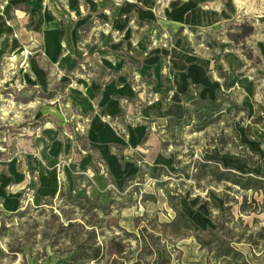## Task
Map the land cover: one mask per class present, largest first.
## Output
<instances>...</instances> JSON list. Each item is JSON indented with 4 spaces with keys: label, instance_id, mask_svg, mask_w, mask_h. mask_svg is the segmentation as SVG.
<instances>
[{
    "label": "crops",
    "instance_id": "0c3cea01",
    "mask_svg": "<svg viewBox=\"0 0 264 264\" xmlns=\"http://www.w3.org/2000/svg\"><path fill=\"white\" fill-rule=\"evenodd\" d=\"M238 1L0 0V72L14 75L24 71L25 84L37 81L41 86L46 81L45 65L61 69L64 76L71 73L77 88L70 100L80 112L73 118V125H79L80 135L85 133L91 151L99 160L82 151L83 155L74 153L69 163L87 171L100 189L110 188L108 177L116 186L132 183L128 181L133 177L152 182V175H158L161 169L171 173L176 164V157L163 147L165 134L174 128H168L171 119L188 126L190 104H201L203 112L218 109L225 90L243 89L251 95L252 70L247 71L237 54L224 55L218 63L201 53V44L198 45L203 31L234 23L239 13ZM87 24H93V30H103L104 34L97 35L107 40V52L113 59L129 58L141 66L132 69L122 65L107 69L106 73L98 68L82 71L81 63L85 61L75 57L74 43L78 44L77 34ZM27 91L30 90L24 92ZM212 102L219 107L211 108ZM52 114L59 129L65 131L63 122L69 115ZM46 133L48 136L41 140L38 154L50 171L39 166L40 184L34 199H53L59 194L54 167L59 157L73 153L70 140L52 130ZM241 140L248 149H254L247 134H241ZM26 145L34 148L29 143ZM172 148L169 147V152ZM256 153L264 155L263 150ZM204 159L221 168L248 170V173L260 166L257 163L251 167L246 157H237L234 161L218 146ZM23 164L17 169L13 164L9 166L10 180L0 176V203L8 214L17 211L20 198L36 180ZM6 188L11 191L9 195L4 193ZM191 202L184 198L181 207L192 221L199 220V214L210 215L207 205H201L198 212ZM145 211L141 205L123 209L121 228L136 233L135 218L142 217ZM255 218L264 221V213ZM202 220L200 224L212 228L210 219ZM177 249L182 253V260H205L197 264H221L222 261L202 250L194 238L179 241ZM258 257L264 260V255Z\"/></svg>",
    "mask_w": 264,
    "mask_h": 264
},
{
    "label": "rangeland",
    "instance_id": "374dc122",
    "mask_svg": "<svg viewBox=\"0 0 264 264\" xmlns=\"http://www.w3.org/2000/svg\"><path fill=\"white\" fill-rule=\"evenodd\" d=\"M238 4L239 13L234 23L221 26L218 30L203 31L198 37V45L201 44V53L218 63H221L224 55L231 52L237 54L247 71L252 70L251 95L244 93L243 89L232 92L225 90L220 96L221 107L210 112H203L199 106L201 104H190L187 115L189 125H175L165 134L166 152L176 157V164L171 173L167 172L168 175L164 174L158 180L152 178V182L142 180L116 186L108 177L106 181L110 188L100 189L94 185L87 171L69 163L74 153L83 155L82 151H87L94 159L99 160L95 152L91 151L85 133L80 135L79 125H73V118L80 112L70 100L72 91L77 88L71 73H65L64 76L61 69L45 65L43 69L46 81L41 86L37 81L25 84L24 71L14 75L0 72V176L4 180H10L9 166L13 164L17 169L24 162L25 170L31 178H36L30 191L20 198L19 208L15 213L8 214L0 203V264H63L71 261L76 255L75 243L81 238L85 239L77 224L85 221L102 228L98 231L101 234L100 245L105 246L109 240L117 238L130 246L124 255L129 260L123 262L118 258L107 257L104 264H127L134 261L132 259L143 244L140 245L134 238H127L120 231L121 212L125 207L140 205L146 209V218L139 225L148 228L146 236H154L153 240L148 237L152 247L153 242L157 241L170 256V260H166L164 264L205 263V260H182V253L177 249V243L181 240L166 237V233L158 226L171 222L175 217L163 190L157 188L158 183H165L168 190L178 189L184 193L185 198L192 201L190 204H194L191 205L192 208L198 212L201 211V205H207L210 215L199 214V220H194V223L200 224L199 221L206 217L210 219L209 226L217 229L214 218L217 220L226 209V201L230 200L235 221L228 224L231 229L236 228L235 234L243 232L245 226L249 228V233H256L264 228V221L255 218L260 214L240 213L243 196L247 197L249 203L253 199L262 203V195L239 191L230 184H217L210 178L195 180L198 175L196 167L207 162L204 156L217 146L234 158V161L238 160L237 157H246L251 167L260 163L252 173L236 169L234 172L240 178L260 177L264 172V155L256 153V150L264 151V0H239ZM94 27L93 24L83 26L81 34L76 37L78 44L74 43L75 57L80 62L85 61L81 63L82 71L98 68L101 73H106L107 69H118L122 65L132 69L141 66L129 58L113 59L108 54L107 40L97 35L104 34L103 30L96 31L93 30ZM25 89L30 91L24 92ZM52 113L59 117L63 113L69 115L66 122H63L65 127L62 128L65 131L59 129L60 125L56 123L57 119ZM46 130H52L61 138L70 140L73 153L59 157L54 167L60 184L59 194L53 199H34L33 195H37L40 184L37 179L39 166L46 167V172L50 171L48 164L45 166L38 154L41 140L48 136ZM241 134L248 135L253 143V150L242 143ZM27 143L34 148L29 149ZM170 146L173 148L169 152ZM68 173L71 179H68ZM134 190L136 193H132ZM4 193L9 195L11 191L6 188ZM61 193L63 197L60 196ZM145 195L154 196V199L148 197L143 202ZM83 197L99 198L98 204L106 206L109 212L98 210L97 213H89L92 201L85 202L80 199ZM214 201L219 209L214 207ZM67 217L73 219L74 227L66 228L69 223ZM239 220L243 222L242 226H238ZM200 225L198 226L202 229L209 228L205 227V223ZM88 229L90 230L89 227ZM133 234L141 237L138 229ZM71 239H75L74 242ZM237 246L252 259L253 264H264V260H259L261 257L252 258L253 254L248 246ZM163 259V253L157 251L156 255L147 256L143 261L146 264H162Z\"/></svg>",
    "mask_w": 264,
    "mask_h": 264
},
{
    "label": "trees",
    "instance_id": "16d2710c",
    "mask_svg": "<svg viewBox=\"0 0 264 264\" xmlns=\"http://www.w3.org/2000/svg\"><path fill=\"white\" fill-rule=\"evenodd\" d=\"M210 107L218 108L219 106L216 102H212ZM175 125L180 126L181 122L171 119L169 121L168 128L170 129ZM163 147H166L165 144H163ZM219 167L220 166L217 164L209 162L199 164L196 167L198 175L195 177V180L199 181V178H210L212 182L217 184H230L239 191L260 194L263 197L262 203H259L255 199L249 203L247 197L243 196V202L240 203V213H264V175L260 177L249 176L246 178H240L233 170H222ZM163 172L165 175H168L166 171L161 169L159 175L154 177L152 176V178L158 180L162 177V175H164ZM137 179L142 181L140 177H133L128 182H134ZM157 188L163 190L170 208L175 213V217L171 222L158 225L162 232L164 234L166 233V237L176 240L194 238L202 250H207L210 254H214L216 257L222 258V264H253L252 259L238 248L237 245L240 244H246L250 248L253 254V259H256L259 254L264 255V228H262L259 232L249 233V228L245 226L246 228H244L243 232L235 234L236 228L231 229L229 227L228 222L233 223L235 221L234 216L231 213L232 206L230 200L226 201L227 206L225 211L220 214L217 220L214 218V223L216 224L217 229H202L184 213L181 207V201L185 198L184 193L178 189H175L174 191L168 190L165 183H158ZM132 193H136V190L132 191ZM60 196L63 197V194L61 193ZM148 197L154 199V196L145 195L142 201L145 202ZM80 199L85 202L92 201L91 207H89V213L91 211L97 213L98 210L107 213L109 212L106 206L98 204V201L100 200L99 198L83 197ZM233 201L236 202L235 200ZM236 203L238 204V202ZM213 205L215 208H218L215 201L213 202ZM210 209L212 210L213 208L211 207ZM145 218L146 214L135 219L136 228L140 231L141 237H138L121 227L119 228L127 238H134V240L140 245L143 244V246H140V250L135 255V258L132 259L134 261H130L127 264H146L143 260H146L147 256L156 255L157 251H161L163 253L164 259L162 264H164L166 263V260H170V256L168 257L166 250L160 247L161 245L157 243V241H154L155 243L153 242L154 247H152L148 237L153 240L154 236H146L148 228L146 226L139 225L141 221H145ZM66 219L69 222L66 228L74 227L75 223L73 222V219H70L69 217ZM256 222L257 220H255V224ZM242 224L243 222L239 220L238 226H242ZM77 226L81 229L82 235L85 236V239L81 238L80 241L75 243L74 250L76 255L71 259V261L63 264H104L107 257H112L113 259L118 258L123 262H125V260H129L126 256L124 257V255H126L129 251L130 246L128 243H124L123 240L116 238L109 240L105 246L100 245L99 236H101V234H99L100 232L98 231L102 230V228L99 227L98 224H92L85 221V223L77 224ZM74 240L75 239H71L73 242ZM157 240L159 242L161 241L159 238H157ZM260 248L262 251L258 252L257 250ZM107 264H117V262Z\"/></svg>",
    "mask_w": 264,
    "mask_h": 264
}]
</instances>
